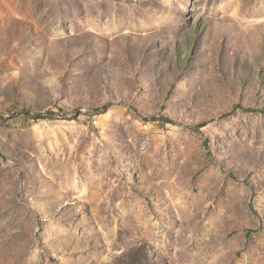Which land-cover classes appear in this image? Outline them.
<instances>
[{"label": "rangeland", "instance_id": "374dc122", "mask_svg": "<svg viewBox=\"0 0 264 264\" xmlns=\"http://www.w3.org/2000/svg\"><path fill=\"white\" fill-rule=\"evenodd\" d=\"M0 264H264V0H0Z\"/></svg>", "mask_w": 264, "mask_h": 264}, {"label": "trees", "instance_id": "16d2710c", "mask_svg": "<svg viewBox=\"0 0 264 264\" xmlns=\"http://www.w3.org/2000/svg\"><path fill=\"white\" fill-rule=\"evenodd\" d=\"M46 114H50V112H46Z\"/></svg>", "mask_w": 264, "mask_h": 264}]
</instances>
